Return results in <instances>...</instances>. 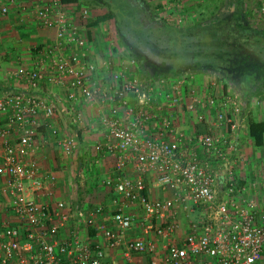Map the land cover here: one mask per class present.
I'll list each match as a JSON object with an SVG mask.
<instances>
[{
    "label": "built area",
    "instance_id": "1",
    "mask_svg": "<svg viewBox=\"0 0 264 264\" xmlns=\"http://www.w3.org/2000/svg\"><path fill=\"white\" fill-rule=\"evenodd\" d=\"M36 18L57 30L47 55L52 73L39 64L13 73L25 80L28 90L10 89L0 95L4 175L0 193L17 220L13 225L0 222V264H264V209L257 196L264 189V176L247 183L245 176H238L239 160H231L236 150L231 139L244 126L243 96L222 87L217 90L215 81L203 92L192 91L188 106L192 112L196 106L197 120L205 122L208 113L213 115L209 130L196 136L204 152L200 154L175 129L169 114L187 97L183 77L147 83L115 71L112 79L100 83L94 77L98 66L88 58L89 40L68 18L62 3L50 0L36 10ZM45 81L64 86L70 99L79 92L89 103L109 106V112L100 111L105 134L94 145L96 156L106 154L113 161L103 181L114 194L108 207L39 201L52 196L48 181L56 180L30 157L39 148L35 137L39 116L55 114L53 103L38 93ZM68 112L71 120H81L74 104ZM5 116L9 125L2 124ZM154 124L157 130L152 134L149 127ZM14 131L17 142L11 140ZM75 147L73 136L61 140L66 155ZM150 173L156 174L157 186L169 196L153 198L146 193ZM191 213H197L195 219ZM182 220L189 226L178 234ZM134 227L141 235L128 234ZM98 235L108 249L124 248L120 259L107 260L104 246L92 239ZM160 243L161 257L155 256ZM134 253L152 258L137 261Z\"/></svg>",
    "mask_w": 264,
    "mask_h": 264
},
{
    "label": "crops",
    "instance_id": "2",
    "mask_svg": "<svg viewBox=\"0 0 264 264\" xmlns=\"http://www.w3.org/2000/svg\"><path fill=\"white\" fill-rule=\"evenodd\" d=\"M49 1L50 0H5L2 4L0 9V95L10 89L28 90L25 80L13 76V73H17L21 70H30L36 67L37 64H39L46 73H52V70L49 69L50 61L47 55L48 49L56 42L57 30L55 27L43 25L36 18V10ZM182 1L189 2L190 0ZM3 7H7L6 12H2ZM62 7L68 18L77 25L80 33L84 36H86L88 30L94 35L97 33V30L101 28L102 23L92 27L87 25L89 17L86 18L88 15L86 9L81 10V7L79 8L76 4H62ZM83 8L86 7L83 6ZM84 11H86V14ZM90 11L92 12H90L92 18L104 13L96 7ZM94 45V49L89 45L90 49L88 53V58L98 66V70L94 73V77L100 83H106L112 79L114 74L113 72L115 70H109V67L110 64L115 61V58L113 61H108L104 58L106 51H99L96 39ZM102 45L105 46V42H103ZM64 51L66 53L69 52L66 48ZM127 75L134 76L136 73H127ZM190 88L191 90L188 92H186V88L184 89V94L187 97L180 106L173 108L169 114L174 122L175 129L178 132H183L187 138V143L197 148L200 154L204 155V152L197 143L196 136L198 133L209 130V120L213 118V115L212 113H208L205 122H199L197 120L196 112H194L196 106L193 112L189 110L188 106L193 102L192 98H190V94L192 95L194 88ZM217 90H219L218 87ZM38 93L45 97L48 102L53 103L55 114L50 118L43 117L42 114L39 116L41 126L37 129L35 134L39 148L33 152L30 157L36 161L42 172H49L56 176L54 182L48 181L51 187L50 190L53 193L52 196L41 197L39 201L54 205L56 201L63 200L70 206H94L102 204L108 207L112 203L114 194L110 188L103 184V181L110 175L113 161L106 154L96 156L94 145L96 142L102 140L105 134L104 128L99 123L100 111L109 112V106L89 103L79 92H76V99H70L68 98L70 93L68 89L64 86L52 85L46 81L43 83ZM73 104L75 111L81 114V120L79 121L71 120V116L68 112ZM2 124L9 125L6 116L3 118ZM154 126L155 124L149 127L152 134L156 133L157 130ZM14 132L12 133L11 140L17 142L18 134L17 131ZM70 136L75 138L76 147L71 154L66 155L61 148V140ZM189 139H191V141H189ZM243 139L242 130L231 139L236 146L235 154H239L237 155L239 163L241 160L245 161L239 152V147L242 146L245 140ZM249 172L250 177H246L245 179L247 183L255 179L256 175L262 177L258 171L255 172L251 169ZM3 181L4 175L0 172V186ZM146 185V193L153 198L169 196L168 193H164V191L157 186L155 173L147 175ZM258 191L264 192V189H259ZM190 218L195 219L191 216ZM3 220L12 225L17 224V220L9 208L8 201L5 202V199L0 194V222ZM181 224V230L178 234H184L189 226V221L182 220ZM80 229L84 233V229H82V227H80ZM128 234L130 236H139L141 235V230L138 227H134ZM148 238H153V236L148 235ZM92 239L104 246L106 252L109 254L107 258L109 262L110 259H120L122 256V251H124L123 247L119 250H111L106 247L105 239L102 236H94ZM160 245L159 254L157 253L155 256H162V243H160ZM133 258L137 261L149 262L152 255L148 253H134Z\"/></svg>",
    "mask_w": 264,
    "mask_h": 264
},
{
    "label": "trees",
    "instance_id": "3",
    "mask_svg": "<svg viewBox=\"0 0 264 264\" xmlns=\"http://www.w3.org/2000/svg\"><path fill=\"white\" fill-rule=\"evenodd\" d=\"M59 2L76 4L81 10L86 9L83 6H90L87 0ZM130 3L140 9L137 21L143 27L158 31L152 42L146 34V45L142 46L141 42L133 44L129 38L132 36L122 33L120 23L117 25L118 21L113 20L114 14L110 10L91 18L87 25L92 27L113 20L118 43L127 50L137 73L145 82L150 83L160 78L175 79L186 71L215 73L224 81V92L229 88L227 82L244 91L240 73L255 74L252 76L254 81H258L261 73H264V50L260 47L253 49L257 44H264V26L259 25L264 0H204L193 9L196 17L189 24L160 19L156 9L146 0H130ZM247 3L250 4L249 7L246 6ZM157 7L161 8L160 5ZM206 32L210 34H207L206 43L202 45L200 41L204 39ZM86 36L88 40L92 39L89 30ZM254 85L250 86L249 92H243L246 107L254 99H257L258 104L264 101L257 95L258 90ZM247 123L248 135L253 144L264 146V118L249 117Z\"/></svg>",
    "mask_w": 264,
    "mask_h": 264
},
{
    "label": "rangeland",
    "instance_id": "4",
    "mask_svg": "<svg viewBox=\"0 0 264 264\" xmlns=\"http://www.w3.org/2000/svg\"><path fill=\"white\" fill-rule=\"evenodd\" d=\"M5 0H0V9L2 4ZM151 3L154 9H156L157 17L164 20H177L180 24H189L192 23L193 20L196 17V12L193 10L196 8V5L198 3H203L201 0H190L189 2H184L182 0H146ZM87 2L90 4L89 7H86V10L88 11V15L86 18L89 20L92 18L91 11L94 7L98 8L99 10L103 11L104 13L108 10L112 11L114 14V21H118L120 23V28L122 30V33L127 36L130 34L132 37L130 38V41L134 44L137 42H141V45H146V34L149 35L151 42L154 38H156L157 35L155 33H158V31L154 30L151 27L142 26L141 23L137 21L138 14L140 13V9L130 3V0H87ZM99 3V4H97ZM161 6V8H158L157 6ZM247 7L250 6L249 3L246 4ZM91 12V13H90ZM141 14V13H140ZM139 17V16H138ZM259 25L264 26V7H262V13L259 14ZM258 19V18H254ZM106 21L102 23L101 28L97 30L96 34H91L92 39L89 40V45L95 48L94 42L95 39L97 40V47L99 51H106L104 54V58H106L108 61L115 58V61L110 64L109 70H115V71H124L125 73H137L135 63L133 59H131L128 55L127 50L118 43V37L116 35L115 31V24L114 21ZM167 32V30H166ZM165 32V33H166ZM207 34H210V32H206V37L204 36V39H202L201 44L206 43ZM97 36V37H96ZM94 40V42H93ZM105 42V46L102 45V43ZM261 48L264 50V44H257L253 49ZM182 48V47H181ZM205 49V48H204ZM251 49V50H253ZM202 56V55H201ZM212 58V57H211ZM214 58V57H213ZM173 68H176L175 65H172ZM114 71V72H115ZM242 74L240 73L239 78L241 81V84L243 85V90L241 91L239 88H237L233 83L227 82L229 85L228 90L232 91V93H239L243 95V92H249L250 86L254 85L255 88L258 90L256 93L257 95L264 100V73H261V78L258 81H254L252 79V76L255 74L250 73ZM135 76H139L137 73ZM180 77H183L185 79V88L186 92L190 91L191 88H194V91L196 92H203V89H205L206 85L208 86L210 82L215 81L219 86L218 88L221 89L222 83L224 82L219 75L215 73H193L190 71H186L183 73ZM222 80V81H219ZM261 82V83H260ZM192 88V89H193ZM241 117H244V126L240 129L243 132V139L244 143L242 146L239 147L240 149V155L244 158L243 163L236 162V168L238 172V176L245 175V177H250L251 169L255 172L258 171L260 175L264 176V146L258 147L255 146L251 140V138L248 135L247 130V122L249 117H255V118H264V101H261L258 104L257 99H254L249 106H244L241 108ZM250 138V140H249ZM249 141V142H248ZM235 150L231 154V160H236L237 155L235 154ZM245 173V174H244ZM261 177L259 175H256L255 179L261 180ZM257 196L259 200V205L262 209H264V192L257 191ZM1 194V193H0ZM3 198L6 201V198L3 194H1ZM4 211V210H3ZM2 211V212H3ZM197 213H191L192 218H196Z\"/></svg>",
    "mask_w": 264,
    "mask_h": 264
}]
</instances>
